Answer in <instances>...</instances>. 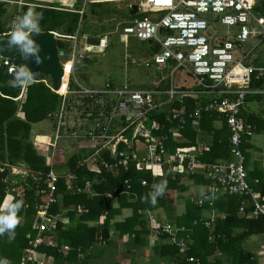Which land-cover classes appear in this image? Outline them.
<instances>
[{
  "label": "built area",
  "instance_id": "1",
  "mask_svg": "<svg viewBox=\"0 0 264 264\" xmlns=\"http://www.w3.org/2000/svg\"><path fill=\"white\" fill-rule=\"evenodd\" d=\"M258 2L260 0H143L140 10L151 13L150 16L137 18L123 26V33L141 41H150L156 47L147 66L160 70L173 64L172 73L177 70L186 72L194 78L199 90L180 92L171 85L166 90H132L107 85L102 89L88 88L74 77L72 55L69 64L62 65L63 79L55 91L60 96L58 110L54 113L58 128L49 142L53 147L60 143L69 149L76 148L80 153L85 150L90 158L83 161L91 170H98L96 159L106 150L114 160L113 168L127 167L134 162L141 169H157V173L170 170L173 176L184 178H192L201 171L206 184L196 198L199 204L211 200L216 194L240 195L246 198L241 200L239 212L243 213L245 207H252V215H264V195L256 193L247 179L241 147L242 138L253 135L251 124L242 116L245 96L253 77L261 78L264 75V65L247 62L249 55L243 49L247 42L256 45L264 42V19L254 14ZM214 22L233 28L229 38L216 43L212 41L210 31ZM57 51L61 62L60 58L66 54L63 49ZM2 60L0 66L2 63L8 66L9 73L16 70L9 59ZM162 93L167 96L165 108L158 99ZM209 94L212 96L208 97ZM188 95L198 99L199 104L187 114L180 96ZM162 111L167 114L168 122H177L169 127L168 134L162 130L166 124H161L154 115ZM208 111H216L224 117L229 130L230 151L227 159L214 163L202 161L201 155L210 146L200 140H196L194 146L181 145L174 150L167 149L166 135L170 134L176 143L182 144L186 139L181 132L187 118L193 130L198 131L202 112ZM62 124L66 130L81 126V137L72 133L67 140L70 132L62 136L58 131ZM52 161L55 165L58 163L54 159ZM103 164L110 166L106 162ZM14 171L15 168H12L11 172ZM26 174L21 168L20 175ZM59 174L51 170L46 179L50 183L49 188L40 190V193L48 194V199L38 214L39 219L34 227L36 233L29 242L34 248L43 243L54 246L58 242L55 230L63 214L49 212L48 209L56 202L53 181ZM70 176L68 188L72 187L70 184L73 182ZM257 182L255 179L253 183ZM213 219L214 215L211 221ZM151 220L154 228L152 234L158 236L160 226L153 224L155 219L152 215ZM64 249L67 250V247L64 246ZM25 256L27 258L24 257L21 264H27L30 260L27 254ZM38 264L42 263L38 261Z\"/></svg>",
  "mask_w": 264,
  "mask_h": 264
},
{
  "label": "trees",
  "instance_id": "2",
  "mask_svg": "<svg viewBox=\"0 0 264 264\" xmlns=\"http://www.w3.org/2000/svg\"><path fill=\"white\" fill-rule=\"evenodd\" d=\"M262 1L263 7L256 8V13L264 12V0ZM24 8L25 13L32 10L40 16L41 32H56L62 28L64 32L74 33L77 29L80 17L77 11L48 7ZM5 12L0 2V35L11 31L10 26L1 23ZM65 44L57 39L60 49L64 48ZM149 60H144L145 65ZM13 74H9L6 67H0V208L9 201H22L23 205L17 214L20 219L14 229V235L10 237L7 232L0 234V259H8V264H21L27 254L30 259L27 264H38V261L44 264L49 258L56 264H65L79 260L80 254L87 259L96 257L92 248L99 249L98 245L107 239L102 238V227L109 230L110 226H114L115 234L122 235L134 224L136 239L143 232L152 236V215L155 219L153 224L160 226L157 238H161L165 244L160 258L169 257L175 264H224L211 257L215 251L220 250L226 257L238 256L235 264H245L244 262L248 261L241 242L251 235L264 234V215H252V207H245L243 213L239 212L240 202L246 197L217 194L213 200H205L200 204L196 197H187L183 213L174 215L178 208L168 200L169 191L188 190V179H193L197 184H206L203 174L202 180L196 176L184 178L173 176L170 170L157 173L152 169H141L134 162L129 163L127 167L113 168L114 160L106 150L98 154V170L89 169L78 151L66 154V167L60 172H65L66 169L69 173L57 176L53 181L56 202L48 209L49 212L63 214L55 230L58 242L54 246L43 243L34 248L29 242L36 233L35 216H38L48 199V194L40 193V190L49 188L50 183L46 181L48 174L51 170L57 173L56 170L60 169L62 164L48 163L53 145L44 135L31 137V125L49 119L59 107L60 96L53 91L51 83L48 85L43 81L42 76L39 81H29L24 87H10L8 81L12 79ZM19 96L20 98L14 99ZM192 108L193 104L189 102L188 111ZM154 115L161 124L165 123V114ZM203 119L204 128L201 122V132H210L211 129L213 138L207 141L204 137H198L197 132L187 125L185 133L190 137V142L181 145L194 146L199 138L198 140L210 146L209 150L201 155L202 161L214 163L217 159H227L230 149L229 130L225 121L222 127L215 128L211 123L212 116H204ZM175 122L167 124L162 129L163 132L168 134L167 130L173 127ZM66 131L70 132L66 136L67 140L72 133L78 137L82 134L81 126ZM61 135L65 136L64 132ZM166 136L167 149L174 150L180 146L170 134ZM51 137L53 138V135ZM29 138L30 140H27ZM245 145L246 139L243 137V151ZM103 162L110 166L105 167ZM13 166L23 168L27 174L12 173ZM68 175L73 179L70 188L67 184ZM162 181L166 182L165 191L157 196L156 203L153 204L150 193ZM114 193L117 196V207L113 206L111 197ZM125 209H129L132 214L115 221V216ZM211 210L215 211L213 221L210 214L203 215V212ZM153 212H164L166 216L162 219ZM102 216L104 218L101 220ZM29 217L31 219H27ZM27 234L30 237H27ZM64 246H68L67 250ZM35 253L41 254L42 259L36 257Z\"/></svg>",
  "mask_w": 264,
  "mask_h": 264
},
{
  "label": "crops",
  "instance_id": "3",
  "mask_svg": "<svg viewBox=\"0 0 264 264\" xmlns=\"http://www.w3.org/2000/svg\"><path fill=\"white\" fill-rule=\"evenodd\" d=\"M0 1H2L1 3L3 4L4 8H5V5L3 2L16 3L17 5H19L20 10H22V12H21L22 16L25 13V8H24L25 6H28V7H44V8L48 7V8H56V9L74 11L73 9H69L68 7H63V6L58 5V4H54V3H46L45 4V3H40V2H34L33 0H0ZM90 1L91 0H84L83 3L80 2L81 4L75 3L76 6L78 5L79 7H82L81 10L78 11L80 13L79 22H80V19L84 18V15L86 14V7H87V6L85 7L86 2H90ZM139 1H140L139 3L133 2V5H136L138 7L137 11L131 12L133 5L130 6L131 8L129 9L127 16L122 19L123 22L121 24V28H123V26L133 22V20H135L139 17H149L150 16L151 13L140 10V6H141V3L143 0H139ZM258 7H263V1L262 0H260V2L257 3V5L254 9V14L258 17H259V15L263 16L264 12L263 13H256V8H258ZM127 18H129V19H127ZM263 19H264V16H263ZM14 22H15V20H13L11 24H13ZM79 22H78L77 29L74 33H67V32L62 33L61 32V33L57 34V31L55 32V45H56L57 49H60L59 46L57 45V39L59 41H63L66 43L64 48H62L63 51L65 52L66 56L64 58H60V60H61L60 64H61V66L64 64H69L70 59L73 55V57H74L73 73L74 74H75V56L77 54L76 47H77L78 38H79V35H78ZM1 23L5 26H10V27L12 26L11 24H4L2 22V18H1ZM216 24L222 25L219 22L213 23V28L210 31V35H211L212 41L214 43H216L218 41L220 42L223 39L229 38V34H230V29H227L226 32H219L217 30ZM11 30H12V27H11ZM121 31H122V29H121ZM72 37H74L75 39H73ZM88 38H92L95 40H98V39H96L94 36H90V35L87 36V39H86L87 44L89 46L96 45V44L89 43ZM139 41H141V40H139ZM144 43L146 45H148V47H149L148 48L149 49L148 58H146V60H148L153 55L154 51L156 50V47L152 46L150 42H144ZM252 43L253 42H247L243 47V49L245 51V47L247 45L250 46V48H248V51H246L249 55L247 57V62L252 63V64H257V65H264V57L262 56L264 51L258 52L257 54L252 55L254 50L263 46V42H260L258 45L252 44ZM99 44H97V45H99ZM254 45H256V46H254ZM67 50H69V51H67ZM262 50H264V47H262ZM251 51H253V52L250 53ZM0 58L2 59V58H6V57H0ZM7 59H9V58H7ZM127 60H128L129 64H132V65L135 64V61L133 60V58H131V60H129V58H128ZM172 65L173 64H169V66L164 67L163 69H160V70H158L156 68V70L157 71H163L167 68L171 69L173 67ZM18 66H19V68H24L21 65H18ZM147 67H150V66H147ZM175 72L172 73V70H171V73H172L171 74V80H170L171 84L169 83V85L176 87L177 89H179L180 92H188V91L192 92V91H195L197 89L199 90V86L195 82L194 78L191 77L190 75H188L186 72H183V71L180 72L176 77L177 80L176 79L173 80L172 76L175 75ZM163 78L164 77H161L158 81L153 82V88H145V89L166 90L167 88H169V85H163V84L161 85V83L159 82ZM31 81H36V80L33 79ZM106 85L110 86V87L118 88L116 83L111 81V80L108 81L106 83ZM106 85L104 88L107 87ZM119 88H123V87H119ZM52 89H53V86H52ZM126 89L134 90V88H126ZM135 89H138V88H135ZM139 89H144V88H139ZM166 97L167 96L164 95V93H162L158 96L159 102L162 105L164 104V106H163L164 108L166 105V103H164ZM180 98L183 100V104H184V107L186 108L187 114L189 112L193 111L194 108L197 107L199 104L198 99L194 98L191 95L180 96ZM14 99H18V97L14 98ZM189 102H191L193 104V108L190 111H188ZM179 106H180V103H179ZM57 110H58V108L56 109V111ZM55 112H53L52 116L48 117L49 119H45V120H51L53 118H55L57 120V118L54 116ZM160 114L166 115L164 118L165 119L164 124H166V125L169 124L170 122H168V120H167V114L165 113V111L160 112ZM208 115L212 116L211 123H212L213 127L220 128L223 126V124H224L223 115L219 114L216 111L202 112V115H201L202 126H203V122L205 121V119H203V117L204 116L208 117ZM242 116L245 118V120L249 124H251V126L253 128V135L250 137H244L246 139L244 156H245V167L247 170V179L252 184L256 193L264 195V75L261 78L253 77V80H252L251 85L249 87V92L245 96V100H244V104H243V108H242ZM176 124H177V122H175V125ZM187 125H190L188 118H187V121L185 124V128L187 127ZM190 127L192 128L191 125H190ZM185 128L182 130L181 134H182L183 138L186 139L185 141H187V140H190L189 139L190 137L186 135ZM203 128H204V126H203ZM209 130H210V132H208V131H206V133H204L205 131L201 132L202 128H201V124H200L199 130L196 131L198 134L197 136L198 137H204V138H206L207 141H210V138H213L214 133L211 132L212 131L211 129H209ZM50 134L52 135L53 133H50ZM202 140H205V139H202ZM185 141H183L182 143L184 144ZM186 143H189V142H186ZM179 145L181 146V144H179ZM184 146H187V145H184ZM80 154H81L82 159L85 161L90 158V154L88 152H86L85 150H82ZM217 160H220V159H217ZM204 162H206V161H204ZM89 166H90V164H89ZM12 168H15L14 172L16 174H20L21 168H18V166H13ZM90 168H92V166H90ZM64 170H65V172H60V170L58 171V169L56 171H57V173H60L59 176L65 175V174L67 175L69 173V171H67L66 169H64ZM154 171H158V170L154 169ZM201 174H203V173L200 171V172H197L194 176H196L199 180H202ZM255 179L258 180V182L256 184L253 183ZM186 182H187L186 184L188 185V190H186L184 192H179L176 190V192L178 194H176V192H174V190H171V191H169V193L167 195L168 200L170 202H172L174 205H176L178 208L177 212H175L174 215H180L183 213L185 198H187V197H192V198L196 197L197 198V196L201 193V191L200 192L198 191L199 188L203 189V187L205 186L204 183H198V184L195 183L193 179H188V180H186ZM196 191H198V193ZM179 193H182L181 198H180ZM187 194H189L190 196H188ZM193 194H196V195L194 196ZM111 197L113 199L112 200L113 206L117 207L118 201H117L116 193H114L113 196H111ZM213 198L211 200H213ZM153 213L162 219H164V217L166 216L164 212H153ZM131 214H132V212H130L129 209H125L123 212H120V214L115 216V221H120V219H123L126 216H129ZM209 214L211 216H213V215H215V211L211 210V212H207V211L203 212V215H205V216H207ZM103 218H104V216H102L101 220ZM38 219H39L38 216H35V225H36ZM113 227L114 226H110L109 230L107 228L108 238L106 239V242H103V243L98 245V248L101 250V252L99 249L94 250V248H92V252H94L96 254V257L91 256L89 259H87L82 254H80L79 260H77L75 262L65 263V264H175L174 260H172L169 257L160 258L162 249L165 247V244L163 243V240L161 238H156L154 236H151L148 232H145V233L143 232L136 239V237L134 236V232H135L134 224H131L130 228H128L125 231V233L122 235L115 234ZM102 228H106V227H102ZM136 229H138V228L136 227ZM28 235L29 234H27V237H28ZM241 246L244 249V251L246 252L247 259H248V261L244 262L245 264H264V234L251 235L250 237L245 239L243 242H241ZM66 247L68 248V246H66ZM89 250L91 251V248ZM35 255H36V257H38L40 259H42V257H43L41 254L35 253ZM211 257L216 262L219 260L224 264H235L236 261L239 259V258H237L238 256L235 257L233 255H229V257H226L220 250L215 251ZM6 260L9 262L8 259H6ZM44 264H56V263L53 261L52 258H49L46 262H44Z\"/></svg>",
  "mask_w": 264,
  "mask_h": 264
},
{
  "label": "rangeland",
  "instance_id": "4",
  "mask_svg": "<svg viewBox=\"0 0 264 264\" xmlns=\"http://www.w3.org/2000/svg\"><path fill=\"white\" fill-rule=\"evenodd\" d=\"M40 3H54L63 7H68L74 11L81 10L82 7L76 6L75 3H83L84 0H33ZM2 2V1H0ZM133 2H140L139 0H91L86 2V14L84 18L80 19L78 28V43L76 47L77 54L75 56V74L76 79L84 86L89 88L101 89L104 88L108 81L116 83L117 87L123 88H153V82L158 81L161 77H164L161 81V85H169L171 80V69L167 68L163 71H157L154 66L147 67L144 60L148 58L149 47L144 42L139 41L133 36L123 34L121 31V24L123 18L127 16L130 6ZM5 5L6 13L2 17L4 24H11L13 20L17 22L22 17V10L16 3L3 2ZM80 3V4H81ZM37 8V7H36ZM79 9V10H76ZM89 14V15H88ZM21 16V17H20ZM19 17V18H18ZM263 18L262 15H259ZM129 19V18H127ZM12 25V24H11ZM219 32H226L227 29L232 31V27H226L216 24ZM60 31V32H59ZM57 30V34L64 32V29ZM55 34V32H52ZM94 36L100 42L99 45L89 46L86 42L87 36ZM262 47L251 51L250 53L257 54L263 52ZM249 45L245 47V51H248ZM78 49V50H77ZM260 49V50H259ZM82 55V56H81ZM126 56V57H125ZM264 57V53L262 55ZM135 61V64H129L128 59ZM182 72L178 70L172 79L175 80L177 75ZM46 77L45 75H41ZM48 83L52 84L49 77H46ZM177 80V79H176ZM212 95L209 94L208 97ZM57 121L55 118L51 120H43L31 125V137L38 135H44L50 140L51 134H56ZM60 133L69 134L66 131V126L61 125ZM46 131L45 133H43ZM83 129L81 128V132ZM30 137V138H31ZM27 139V140H30ZM41 138V137H40ZM66 139L65 137H63ZM38 142H42L35 138ZM61 142V141H60ZM44 143V142H43ZM51 144V143H50ZM75 149H69L65 145L56 143L51 150L48 163L54 162L53 159L59 161L62 166L58 171L63 170L65 166L64 160L66 154L73 152ZM52 155V156H51ZM57 164V163H56ZM199 192L202 188H199ZM198 191H196L198 193ZM176 192V191H174ZM196 193V194H197ZM176 194H178L176 192ZM196 194H193L194 196ZM180 198L182 193H179ZM190 196L189 194H187ZM192 195V194H191ZM193 196V197H194ZM170 199V198H169ZM31 219V217L27 218Z\"/></svg>",
  "mask_w": 264,
  "mask_h": 264
},
{
  "label": "clouds",
  "instance_id": "5",
  "mask_svg": "<svg viewBox=\"0 0 264 264\" xmlns=\"http://www.w3.org/2000/svg\"><path fill=\"white\" fill-rule=\"evenodd\" d=\"M40 16L32 10L27 11L17 22L12 24V30L8 35L7 43L10 45L17 46L18 52L26 59L29 55H35L38 52V45L34 39L33 34H40ZM9 58V57H6ZM9 58V61L16 66V70L13 73L8 72V66H5L3 63L1 66L7 68L9 74H13L12 79L8 81L10 87H24L26 84L33 80L35 73L30 70L28 66L25 65L24 68H19L18 65L14 64ZM3 61V60H2ZM63 68V67H62ZM48 77V76H46ZM46 77L42 78L43 81L48 83ZM41 78V75L38 80ZM49 85V83H48ZM53 86V85H52ZM20 98V96L18 97ZM166 188V182L158 183L153 192L150 193L151 203L155 204L157 196L162 195ZM23 202L9 201L7 204L0 208V234L8 233L9 236L14 235V229L19 223V216L17 215L20 209L22 208ZM154 237H158L152 234ZM0 264H8L6 259H0Z\"/></svg>",
  "mask_w": 264,
  "mask_h": 264
},
{
  "label": "water",
  "instance_id": "6",
  "mask_svg": "<svg viewBox=\"0 0 264 264\" xmlns=\"http://www.w3.org/2000/svg\"><path fill=\"white\" fill-rule=\"evenodd\" d=\"M138 10L136 5L132 6L131 12ZM38 52L35 55H29L26 59L18 52L17 46L7 43L8 35H0V57H9L12 62L22 67L28 66L35 73L34 80H38L40 75L48 76L53 85V90L57 91L63 79L64 70L58 58V51L55 45V34L52 32H41L33 34ZM88 42L99 44L98 40L88 38ZM150 42V41H149ZM102 238H108L107 228L101 229Z\"/></svg>",
  "mask_w": 264,
  "mask_h": 264
}]
</instances>
